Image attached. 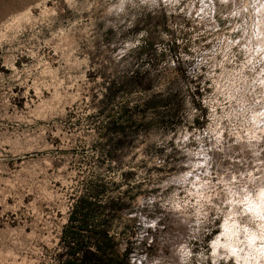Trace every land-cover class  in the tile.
<instances>
[{
  "label": "rangeland",
  "instance_id": "rangeland-1",
  "mask_svg": "<svg viewBox=\"0 0 264 264\" xmlns=\"http://www.w3.org/2000/svg\"><path fill=\"white\" fill-rule=\"evenodd\" d=\"M70 251L264 264V0H0V264Z\"/></svg>",
  "mask_w": 264,
  "mask_h": 264
},
{
  "label": "trees",
  "instance_id": "trees-1",
  "mask_svg": "<svg viewBox=\"0 0 264 264\" xmlns=\"http://www.w3.org/2000/svg\"><path fill=\"white\" fill-rule=\"evenodd\" d=\"M96 202H98V201L88 199V197H81L72 206V209L70 211L68 219L70 221H72V220H75L76 218H79L81 220V223H79L78 228L85 227V225L83 224V221L85 220V218L87 217L88 214H90L91 212H93L96 209L94 206V205H96ZM108 202H109V205H111L114 202V200L112 198H110V199H108ZM67 227L72 228V225H67L66 227H64V231H66ZM106 228H107V226H104L103 229L105 231L104 230L100 231V233L104 237H107V235H108ZM74 244H76L77 248H79L81 245H83V242L77 240ZM95 246L100 247V245H98V244H96ZM69 253L71 255L70 259L64 261L62 264H84L83 260L74 256L73 251H70ZM101 258L102 257L99 256V258L97 259L98 262L94 263V264H99L100 263L99 260Z\"/></svg>",
  "mask_w": 264,
  "mask_h": 264
}]
</instances>
